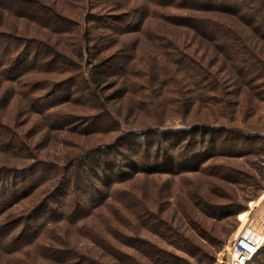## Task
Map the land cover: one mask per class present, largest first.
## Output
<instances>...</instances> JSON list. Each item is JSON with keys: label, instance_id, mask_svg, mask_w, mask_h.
Returning <instances> with one entry per match:
<instances>
[{"label": "trees", "instance_id": "obj_1", "mask_svg": "<svg viewBox=\"0 0 264 264\" xmlns=\"http://www.w3.org/2000/svg\"><path fill=\"white\" fill-rule=\"evenodd\" d=\"M261 106L264 0H0V264H104L75 241L101 248L85 223L94 217L110 229V216L134 233L165 231L193 254L188 237L152 211L166 180L150 178L264 156V134L242 129ZM169 114L183 128H165ZM115 115H143L145 130L125 131ZM64 130L114 136L89 139L61 163L31 152L35 135ZM139 176L140 198L115 189ZM191 198L208 218L237 213L232 201ZM125 238L153 251V264L169 263L165 251Z\"/></svg>", "mask_w": 264, "mask_h": 264}, {"label": "rangeland", "instance_id": "obj_2", "mask_svg": "<svg viewBox=\"0 0 264 264\" xmlns=\"http://www.w3.org/2000/svg\"><path fill=\"white\" fill-rule=\"evenodd\" d=\"M84 17L85 15H83L82 20ZM67 108L68 112L81 115L80 108L71 105ZM115 117L125 131L145 130V125L138 120L144 119L143 115L139 118L137 116L136 120L117 115ZM167 117L165 128H183L180 117L170 114ZM242 129L250 134H264V106L258 110L257 117L250 120L246 119ZM35 133L37 132H29L26 136H34ZM112 136L114 135L95 134L87 136L83 133H69L67 130L41 132L39 135H35L34 140L28 144L33 145L31 152L35 155H40L45 160L61 163L63 159L73 157L79 154L82 149L90 147L89 139H100L102 142H106ZM20 163L27 162L22 161ZM207 166L209 169L201 175L186 174L180 177L150 178L158 185L166 180L160 194L162 198L160 197V199L158 195L153 196V201H157V205L151 208L152 211L155 213L158 209L163 211L161 218L174 230H178L179 233L188 237V240L194 245L193 254H187L182 249L176 248L174 242L180 243L178 238L174 240V237L165 231L163 237L145 229H139L138 233H134L121 220L118 222L116 216L113 220L110 218L111 216L109 217L110 229L102 227L103 222L99 224L98 219L89 218L85 224L97 232L99 231L100 243L103 245L100 248L89 239L77 238L75 241L77 248L88 257L104 264H153L148 258L152 255L149 252L153 251L141 248L138 246L139 244L134 247L130 246L132 243L126 240L125 236H127L138 238L151 244L155 249L168 253L170 257L166 258L169 261L167 264H227L229 246L249 217L264 218V156L219 157L208 162ZM213 175L217 177L227 176L230 178V182H223ZM137 179L140 181L136 182L135 179V182L129 186L119 185L115 189H132L129 191L140 198L141 195L138 192L141 188L140 182L145 178L139 176ZM150 192L157 194L156 190ZM194 194L203 197V200L213 207L225 208L232 201L237 205V213L235 216L220 220L208 218L198 208H195L193 204L195 198H191ZM234 198L236 200L233 202L232 199ZM116 210L118 212L117 219L118 214L124 215L127 219V215L121 206L118 205ZM260 250L258 251L259 255L256 254L248 264H264V245Z\"/></svg>", "mask_w": 264, "mask_h": 264}, {"label": "built area", "instance_id": "obj_3", "mask_svg": "<svg viewBox=\"0 0 264 264\" xmlns=\"http://www.w3.org/2000/svg\"><path fill=\"white\" fill-rule=\"evenodd\" d=\"M264 245V218L249 217L229 246L227 264H248Z\"/></svg>", "mask_w": 264, "mask_h": 264}]
</instances>
